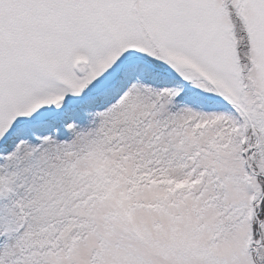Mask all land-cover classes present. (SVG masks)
<instances>
[{
    "label": "snow or ice",
    "instance_id": "6c2138e0",
    "mask_svg": "<svg viewBox=\"0 0 264 264\" xmlns=\"http://www.w3.org/2000/svg\"><path fill=\"white\" fill-rule=\"evenodd\" d=\"M0 264H264V0H0Z\"/></svg>",
    "mask_w": 264,
    "mask_h": 264
}]
</instances>
